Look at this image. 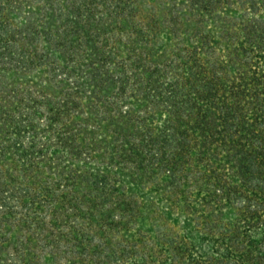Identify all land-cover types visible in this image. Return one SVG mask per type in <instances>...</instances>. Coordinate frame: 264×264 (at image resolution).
Listing matches in <instances>:
<instances>
[{
	"label": "trees",
	"instance_id": "obj_1",
	"mask_svg": "<svg viewBox=\"0 0 264 264\" xmlns=\"http://www.w3.org/2000/svg\"><path fill=\"white\" fill-rule=\"evenodd\" d=\"M0 264H264V0H0Z\"/></svg>",
	"mask_w": 264,
	"mask_h": 264
}]
</instances>
